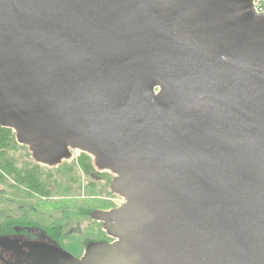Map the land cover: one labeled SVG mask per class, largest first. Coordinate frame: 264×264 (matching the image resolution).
Segmentation results:
<instances>
[{"label": "water", "instance_id": "95a60500", "mask_svg": "<svg viewBox=\"0 0 264 264\" xmlns=\"http://www.w3.org/2000/svg\"><path fill=\"white\" fill-rule=\"evenodd\" d=\"M0 127L41 166L90 156L123 201L91 214L111 242L43 263L264 264L252 0H0Z\"/></svg>", "mask_w": 264, "mask_h": 264}, {"label": "trees", "instance_id": "16d2710c", "mask_svg": "<svg viewBox=\"0 0 264 264\" xmlns=\"http://www.w3.org/2000/svg\"><path fill=\"white\" fill-rule=\"evenodd\" d=\"M16 152L24 155L18 156ZM82 177L88 182L85 187H82ZM112 179L110 173L99 171L93 159L84 153L72 162L63 161L55 167L41 166L32 159L27 147L17 144L13 131L0 127V205L3 206L0 208V242L10 243L14 238L36 241L37 235H41L55 249L71 254L76 250L64 242L81 232L79 227L85 221L97 224L98 234L80 239L77 258L96 243L111 242L102 224L94 221L91 214L114 209L94 198L99 181H104L108 193L115 196L110 190ZM74 187L83 189L87 199L77 197ZM33 254L43 257L38 248L33 249Z\"/></svg>", "mask_w": 264, "mask_h": 264}, {"label": "rangeland", "instance_id": "374dc122", "mask_svg": "<svg viewBox=\"0 0 264 264\" xmlns=\"http://www.w3.org/2000/svg\"><path fill=\"white\" fill-rule=\"evenodd\" d=\"M16 155L21 156V155H24V153L23 152H16ZM76 155H77V153H74V156H76ZM73 160L74 159L69 160V162H72ZM81 182H82V187H85L88 184L87 180L84 179V177L81 178ZM99 182H100L99 183L100 185L97 184V188H96V190L94 192V195H97V196H95L94 198H96V200H98L99 202H102L103 205L112 206L114 208H117L118 206H120L123 203L122 199L119 198L118 196L110 195L108 193V189L106 190V188L104 186V181H99ZM1 189L2 188L0 186V190ZM74 189L76 190L75 191V195H77V197H81L83 200L87 199V194H86V192L83 189H77L76 187H74ZM98 205H100V204H98ZM0 208H3V206L0 205ZM79 228H80L81 232L74 233L69 239H67L64 242L66 245L71 244V246L69 248H71L72 250H76L75 252H72L70 254L74 258H77L80 255V250H81L80 244H79L80 239L84 238L86 235H89V236L93 235L94 236V235L98 234L97 233V231H98L97 224H93L92 222L85 221L84 223H82L80 225ZM41 241H43V243H41V248L42 249L41 248L39 249V254H41L42 252H44V254H45V253H47V251L49 249L48 250H44L43 248H44V246H45V248H47V246H49L48 245L49 242L43 236L37 235V240L36 241H24V242L26 244L27 243H29V244H31V243L37 244V243H39ZM8 246H9V243L0 242V251H1V253H3V251L6 250L5 251L6 254L1 255L4 258V260L7 262L6 264H9L11 262L14 263V260H19V259H23V258L26 259L27 256L23 255V253L20 254V252H18V251H14V250L11 251L9 249L7 250ZM3 263H4V261L1 260L0 264H3ZM27 263H30V261H27ZM22 264H26V263H22Z\"/></svg>", "mask_w": 264, "mask_h": 264}, {"label": "flooded vegetation", "instance_id": "af4514ba", "mask_svg": "<svg viewBox=\"0 0 264 264\" xmlns=\"http://www.w3.org/2000/svg\"><path fill=\"white\" fill-rule=\"evenodd\" d=\"M24 239H20V238H14L13 240H11V242L9 243V246L7 247V249L11 250V251H18L21 253H23V255H26V259H19V260H14V263L11 262L9 264H22V263H26V264H48V263H43V261L40 258H37V256L33 255V249L37 250V248L35 247V245H38L39 247H41V243H43V241L37 243V244H29V243H25ZM34 245V246H33ZM44 245V244H43ZM49 246H47L49 249L52 248V244L48 243ZM6 251V250H5ZM3 251V253H1L0 251V261L3 260L4 263L6 264L7 262L4 260V258L1 255L6 254V252ZM40 256H42L40 254ZM27 261H30V263H27Z\"/></svg>", "mask_w": 264, "mask_h": 264}, {"label": "built area", "instance_id": "2783aa9c", "mask_svg": "<svg viewBox=\"0 0 264 264\" xmlns=\"http://www.w3.org/2000/svg\"><path fill=\"white\" fill-rule=\"evenodd\" d=\"M252 8L256 14L264 15V0H252ZM74 153H77V155L74 156ZM79 153L80 152L78 151H73L72 159L76 160L77 157L79 156Z\"/></svg>", "mask_w": 264, "mask_h": 264}]
</instances>
